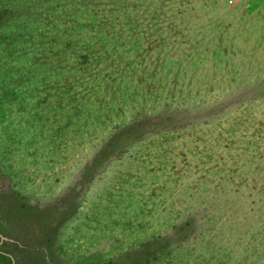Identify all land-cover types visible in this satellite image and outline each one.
Instances as JSON below:
<instances>
[{
  "label": "rangeland",
  "instance_id": "1",
  "mask_svg": "<svg viewBox=\"0 0 264 264\" xmlns=\"http://www.w3.org/2000/svg\"><path fill=\"white\" fill-rule=\"evenodd\" d=\"M42 1L0 0V191L51 213V263L113 264L182 197L202 238L149 264H264V0H101L95 44L123 55L82 75L63 27L92 0H59L55 41ZM162 111L166 130L85 171L117 125Z\"/></svg>",
  "mask_w": 264,
  "mask_h": 264
},
{
  "label": "trees",
  "instance_id": "2",
  "mask_svg": "<svg viewBox=\"0 0 264 264\" xmlns=\"http://www.w3.org/2000/svg\"><path fill=\"white\" fill-rule=\"evenodd\" d=\"M100 2L101 0L90 1L89 12L82 10L83 14L80 13L77 21L71 22L66 19L64 22V30L72 33L66 35L74 36V38L64 40L63 47L75 53L74 65L78 67V73L101 61H113L117 56L123 55L121 51L107 49L104 44L100 47L95 44L98 43L100 34L97 32L102 25L107 23L108 26L107 18L100 16ZM42 3H45V12L42 19L37 22V25L41 26L38 38L45 37L47 34L49 39L55 41L54 35L49 32L56 31L57 25L54 19L51 21L48 17L55 16L60 5L59 0H43ZM86 7L85 5L84 9ZM77 12L78 8H74L75 16ZM68 14L69 9L67 16ZM89 22L94 23L93 35L83 39L75 37L77 28L78 31H84ZM78 34L80 36L81 33ZM112 40L116 41L115 38ZM103 69H105L103 72H99L100 76H105L109 70L111 71L110 66ZM113 74L117 75V73ZM163 114L165 115L163 111L156 116L141 115L139 112L132 114L128 121L117 125V129H113L108 137L102 139L99 147L94 150L90 160L84 166L85 171L89 173L97 171L102 162L120 156L134 141H141L144 138L143 133L147 131L145 124H156L157 126L153 128L155 133L166 130L167 117ZM8 194L0 191V264H52V239L47 229L51 213L45 214L43 211L34 213ZM180 200L184 201V198L172 200L171 204L176 203L175 207L164 210L165 214H173V218L175 217L171 222L162 225L147 237L137 238L135 244L115 255L113 264H149L162 257L172 256L173 258L175 257L173 251L189 243L193 244V240L198 241L203 234L201 216L194 211H189L193 207L182 208L185 206L179 203Z\"/></svg>",
  "mask_w": 264,
  "mask_h": 264
}]
</instances>
